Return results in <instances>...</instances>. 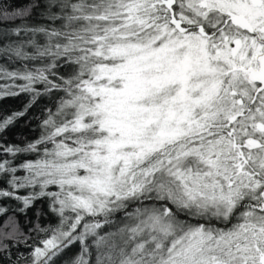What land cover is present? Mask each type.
<instances>
[{
	"label": "snow or ice",
	"instance_id": "snow-or-ice-1",
	"mask_svg": "<svg viewBox=\"0 0 264 264\" xmlns=\"http://www.w3.org/2000/svg\"><path fill=\"white\" fill-rule=\"evenodd\" d=\"M0 61V134L51 104L0 143V264H264V0L0 2Z\"/></svg>",
	"mask_w": 264,
	"mask_h": 264
},
{
	"label": "trees",
	"instance_id": "trees-1",
	"mask_svg": "<svg viewBox=\"0 0 264 264\" xmlns=\"http://www.w3.org/2000/svg\"><path fill=\"white\" fill-rule=\"evenodd\" d=\"M2 3H15L22 5L26 2V0H0ZM3 62V61H0ZM11 67V65H9ZM27 102V97L20 96L16 98H5L4 100H0V115L8 114L12 111H18L23 108L24 103ZM45 106L51 107L49 103V99L47 97L41 98L37 104H35L28 112V114L17 120L16 123L7 129L4 133L0 134V143L7 144H17L23 145L26 140H34L40 135V120L42 119L43 109ZM24 157H20L19 160L16 161L19 164ZM23 194V193H22ZM5 207H15V201H0ZM40 210L43 215L40 216V223L42 225H47L48 223H55V217H53L48 212V204L47 200H37L33 207H31L27 212V217L23 214H17L19 218V223L22 226H27L28 221L36 220V212ZM31 242V241H30ZM78 249V246H74L71 250H67L68 255H72ZM23 250V249H22Z\"/></svg>",
	"mask_w": 264,
	"mask_h": 264
}]
</instances>
